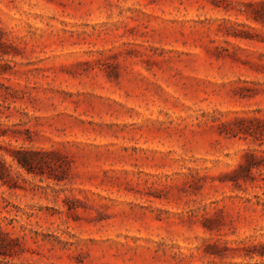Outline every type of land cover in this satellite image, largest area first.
<instances>
[{"label":"rangeland","instance_id":"rangeland-1","mask_svg":"<svg viewBox=\"0 0 264 264\" xmlns=\"http://www.w3.org/2000/svg\"><path fill=\"white\" fill-rule=\"evenodd\" d=\"M0 264H264V0H0Z\"/></svg>","mask_w":264,"mask_h":264},{"label":"trees","instance_id":"trees-1","mask_svg":"<svg viewBox=\"0 0 264 264\" xmlns=\"http://www.w3.org/2000/svg\"><path fill=\"white\" fill-rule=\"evenodd\" d=\"M0 240H2V239H0Z\"/></svg>","mask_w":264,"mask_h":264}]
</instances>
